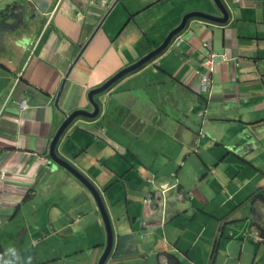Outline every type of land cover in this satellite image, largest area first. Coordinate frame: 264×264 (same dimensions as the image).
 <instances>
[{
	"label": "crops",
	"instance_id": "0c3cea01",
	"mask_svg": "<svg viewBox=\"0 0 264 264\" xmlns=\"http://www.w3.org/2000/svg\"><path fill=\"white\" fill-rule=\"evenodd\" d=\"M223 2L225 24L188 20L56 145L101 195L106 264H264V0ZM191 12L222 17L213 0H0V264H98V206L50 145Z\"/></svg>",
	"mask_w": 264,
	"mask_h": 264
},
{
	"label": "water",
	"instance_id": "95a60500",
	"mask_svg": "<svg viewBox=\"0 0 264 264\" xmlns=\"http://www.w3.org/2000/svg\"><path fill=\"white\" fill-rule=\"evenodd\" d=\"M213 2L217 6V8L219 9V11L222 15L221 18L214 17V16L204 14V13H200V12H191V13L186 14L183 17L180 25L176 29H174L173 31H171L169 33V35L166 37L164 42L159 47H157L155 50H153L148 55L143 57L137 63L121 70L119 73H117L114 77H112L109 81H107L101 87H99L97 89H93L92 91H90L89 95H88V99H89V102L91 103V105L93 107V111L89 112V111L78 110V111H74V112L70 113L68 116L65 117L64 122L59 127L58 131L56 132V134L52 140V143H51L50 149H49V154H48V157L50 158V161H51V167L50 168L52 169L53 167H56V168L60 167V168H63L64 170L68 171L69 173H71L82 185H84L86 187V189H88V191L94 197L95 202L98 206L100 215H101L103 223L105 225L106 234H107L106 246H105L104 252H103L98 264H106V262L110 256V253L112 251V247H113L114 236H113V231H112L111 222H110L108 213L105 209L101 195L97 191L96 187L83 174H81L76 168H74L70 163H68L67 161H65L64 159H62L61 157L58 156V154L56 152V145H57L58 141L61 139L62 135L67 131V129L74 123V121L76 119H78L80 117L86 118V119L97 118L100 114V106L97 103V101L95 100V97L106 92L113 85H115L117 82H119L122 78H124L128 74L142 68L149 61L153 60L154 58L159 56L161 53H163L166 50V48L168 47V45L170 44V42L172 41V39L185 28L188 20H190L192 18H202V19H206L209 21H214L217 23L225 24L229 19V11L225 7L223 0H213Z\"/></svg>",
	"mask_w": 264,
	"mask_h": 264
},
{
	"label": "built area",
	"instance_id": "2783aa9c",
	"mask_svg": "<svg viewBox=\"0 0 264 264\" xmlns=\"http://www.w3.org/2000/svg\"><path fill=\"white\" fill-rule=\"evenodd\" d=\"M202 67L205 73H203L201 76V87L203 90H205L208 84L210 83L211 75L214 72V65H213L212 57L206 58L202 62Z\"/></svg>",
	"mask_w": 264,
	"mask_h": 264
},
{
	"label": "clouds",
	"instance_id": "9594fccd",
	"mask_svg": "<svg viewBox=\"0 0 264 264\" xmlns=\"http://www.w3.org/2000/svg\"><path fill=\"white\" fill-rule=\"evenodd\" d=\"M200 13H201V12H200ZM192 19H193V18H192ZM200 19H202V18H200ZM204 20H206V19H204ZM208 21H209V20H208ZM187 22H188V21H187ZM176 28H177V27H176ZM176 28H175V29H176ZM172 31H173V30H172ZM177 36H178V35H176V36L172 39L171 42H173V40H175V38H176ZM171 42H170V44H171ZM170 44H169V45H170ZM151 52H152V51H151ZM147 55H148V54H147ZM157 57H158V56H157ZM210 57H212V59H214L215 55L212 54ZM207 58H209V57H207ZM205 59H206V58H205ZM205 59H204V60H205ZM140 60H141V59H140ZM204 60H203V61H204ZM203 61H202V62H203ZM149 62H150V61H149ZM149 62H148V63H149ZM213 65H214V61H213ZM144 66H145V65H144ZM128 67H129V66H128ZM201 67H202V63H201ZM202 68H203V67H202ZM124 69H125V68H124ZM138 70H139V69H138ZM136 71H137V70H136ZM136 71H134V72H136ZM134 72H132V73H134ZM132 73H130V74H132ZM203 73H205L204 69H203ZM203 73H202V74H203ZM202 74H201V76H202ZM212 74H213V73H212ZM128 75H129V74H128ZM125 77H126V76H125ZM211 77H212V75H211ZM122 79H123V78H122ZM122 79H121V80H122ZM121 80H120V81H121ZM210 80H211V79H210ZM209 84H210V83H209ZM209 84H208V85H209ZM207 87H208V86H207ZM207 87H206L205 90L202 89L203 92H205V91L207 90ZM201 88H202V87H201ZM21 106H22L23 108H25V107H26V102H25V101H22ZM91 112H92V111H91ZM80 118H81V117H80ZM67 130H68V129H67ZM62 136H63V135H62ZM65 161H66V160H65Z\"/></svg>",
	"mask_w": 264,
	"mask_h": 264
},
{
	"label": "trees",
	"instance_id": "16d2710c",
	"mask_svg": "<svg viewBox=\"0 0 264 264\" xmlns=\"http://www.w3.org/2000/svg\"><path fill=\"white\" fill-rule=\"evenodd\" d=\"M261 201H262V203L264 204V196L262 197Z\"/></svg>",
	"mask_w": 264,
	"mask_h": 264
}]
</instances>
